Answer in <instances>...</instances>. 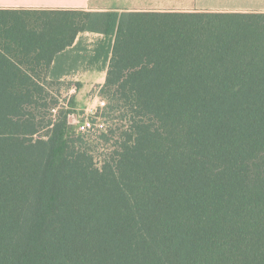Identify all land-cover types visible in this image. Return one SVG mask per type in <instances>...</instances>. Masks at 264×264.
<instances>
[{
    "label": "trees",
    "instance_id": "16d2710c",
    "mask_svg": "<svg viewBox=\"0 0 264 264\" xmlns=\"http://www.w3.org/2000/svg\"><path fill=\"white\" fill-rule=\"evenodd\" d=\"M84 31L91 133L58 95ZM0 264H264V12L0 9Z\"/></svg>",
    "mask_w": 264,
    "mask_h": 264
},
{
    "label": "crops",
    "instance_id": "0c3cea01",
    "mask_svg": "<svg viewBox=\"0 0 264 264\" xmlns=\"http://www.w3.org/2000/svg\"><path fill=\"white\" fill-rule=\"evenodd\" d=\"M0 9L24 12H55V11H98V12H169V11H215V12H264V0H0ZM90 31L79 33L74 44L69 47L58 61L62 66L59 76H85L89 78L85 88L101 87L106 79L107 65H102L101 60L89 62L94 56L95 48L87 56H82L83 50L79 48L82 35ZM101 35L102 33L92 32ZM93 46V45H92ZM78 53L80 58H74L73 63L85 61V65H70L69 54ZM69 59V60H68ZM77 59V60H76ZM84 63V62H83ZM71 66V67H70Z\"/></svg>",
    "mask_w": 264,
    "mask_h": 264
},
{
    "label": "rangeland",
    "instance_id": "374dc122",
    "mask_svg": "<svg viewBox=\"0 0 264 264\" xmlns=\"http://www.w3.org/2000/svg\"><path fill=\"white\" fill-rule=\"evenodd\" d=\"M103 38L104 37L101 38V35L91 33V31L87 34H83L81 39L82 43L78 45L79 48L83 50V52L81 53L82 56L88 55L87 52L89 51V46H91V49L100 46ZM68 57L71 60V66L81 64L85 65L86 63L85 61H83L84 63L80 62V64L78 62L73 63V59L75 57L78 59L80 58V55L78 53L69 54ZM86 80L90 82L89 78L85 76L64 77L62 79V85L58 94L62 106H69L71 104L72 109L75 110L76 115L80 116L81 118L87 114L91 115V110H94L93 114L95 115H100L103 111V108L100 106L99 102L100 98L103 99L100 94V87L96 86L90 89L85 88L82 86V84H85Z\"/></svg>",
    "mask_w": 264,
    "mask_h": 264
},
{
    "label": "built area",
    "instance_id": "2783aa9c",
    "mask_svg": "<svg viewBox=\"0 0 264 264\" xmlns=\"http://www.w3.org/2000/svg\"><path fill=\"white\" fill-rule=\"evenodd\" d=\"M100 106H105V100L99 99ZM92 114L94 113V110H91ZM87 114L84 117H80L76 115L75 112L69 115L70 121L73 124H76L79 126L80 131L84 133H91V132H98L105 128L106 124L104 121L101 120L98 116L93 114V116ZM96 119V120H95Z\"/></svg>",
    "mask_w": 264,
    "mask_h": 264
}]
</instances>
